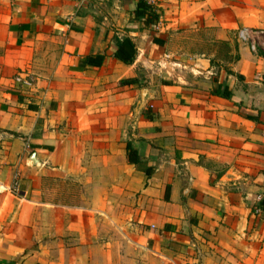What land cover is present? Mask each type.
<instances>
[{"label": "crops", "instance_id": "crops-1", "mask_svg": "<svg viewBox=\"0 0 264 264\" xmlns=\"http://www.w3.org/2000/svg\"><path fill=\"white\" fill-rule=\"evenodd\" d=\"M149 2L0 0V264H264V0Z\"/></svg>", "mask_w": 264, "mask_h": 264}, {"label": "rangeland", "instance_id": "rangeland-1", "mask_svg": "<svg viewBox=\"0 0 264 264\" xmlns=\"http://www.w3.org/2000/svg\"><path fill=\"white\" fill-rule=\"evenodd\" d=\"M188 37L190 38L184 37L179 39L178 41L176 36L177 42L175 43V46L179 43H182V41L188 40L192 43V45L190 46L191 48L190 52H186V53H199L205 51L204 49H206L207 53H216V58L225 59L224 61H229L230 59H234L236 57L235 56L236 53L234 51V42L229 43L226 41H220V42L217 41L214 43L210 41V36H205V35L198 36L191 33L188 35ZM178 53H184V51H180ZM52 183L54 184V181H52ZM118 229L119 228L115 229L117 230L116 232H118ZM112 232L115 231L112 230ZM117 234L118 233H116V235ZM130 251L135 252L134 249L133 250L131 249Z\"/></svg>", "mask_w": 264, "mask_h": 264}, {"label": "trees", "instance_id": "trees-1", "mask_svg": "<svg viewBox=\"0 0 264 264\" xmlns=\"http://www.w3.org/2000/svg\"><path fill=\"white\" fill-rule=\"evenodd\" d=\"M136 13L138 15L148 14V22H157L161 17V11L159 8L154 7L153 4L149 2V0H139ZM118 45L119 47L116 51V56L127 63H132L136 55V48L132 40L125 38L124 40L119 41ZM95 58H99L97 62L102 63L105 59V55L98 54L95 56ZM128 160L131 161L129 154Z\"/></svg>", "mask_w": 264, "mask_h": 264}, {"label": "built area", "instance_id": "built-area-1", "mask_svg": "<svg viewBox=\"0 0 264 264\" xmlns=\"http://www.w3.org/2000/svg\"><path fill=\"white\" fill-rule=\"evenodd\" d=\"M257 32H258L257 30H253L252 28H242L238 33L239 38L243 41L250 42V46H251L252 51H256V52L258 50V46H257L258 42L256 39L257 37H255L256 35H254V34ZM15 78L17 81H19L23 84H27V85L32 84L31 78H27V77L23 78V76H21L20 74L17 75ZM0 189H1V184H0ZM10 189L14 190L16 192H19L20 191L19 182H17V181L14 182Z\"/></svg>", "mask_w": 264, "mask_h": 264}, {"label": "water", "instance_id": "water-1", "mask_svg": "<svg viewBox=\"0 0 264 264\" xmlns=\"http://www.w3.org/2000/svg\"><path fill=\"white\" fill-rule=\"evenodd\" d=\"M153 91L152 87H144L138 90V96L136 99V103L133 107V111L131 113V119L136 120L138 115H140L142 109L144 108L146 101L148 97H150L151 93ZM35 157V154H33V157Z\"/></svg>", "mask_w": 264, "mask_h": 264}]
</instances>
